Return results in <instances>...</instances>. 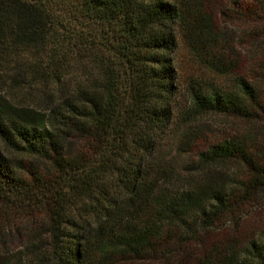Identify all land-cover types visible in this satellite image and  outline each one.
<instances>
[{"label":"trees","instance_id":"obj_1","mask_svg":"<svg viewBox=\"0 0 264 264\" xmlns=\"http://www.w3.org/2000/svg\"><path fill=\"white\" fill-rule=\"evenodd\" d=\"M204 1L0 0V81L46 102L0 98V264H264V226L215 239L264 204V0H233L243 66ZM176 27L232 74L179 113ZM210 112L246 126L182 159Z\"/></svg>","mask_w":264,"mask_h":264},{"label":"rangeland","instance_id":"obj_2","mask_svg":"<svg viewBox=\"0 0 264 264\" xmlns=\"http://www.w3.org/2000/svg\"><path fill=\"white\" fill-rule=\"evenodd\" d=\"M233 0H205V17L214 25V28L229 38V44L233 49L230 50V56L232 58H238L241 63L240 66L246 63V58L251 55V50L247 46L246 42H241L243 34L251 32L250 19L241 16V13L233 10ZM177 30V27H176ZM179 36V46L174 54V63L177 67V92L175 94L174 105L175 110L179 113L188 104V91L187 84L192 81L201 82L204 84H215L223 88H229L232 86V74L227 73L223 75L214 74L208 69L204 68L197 60L194 59L189 52L185 44V30H177ZM24 92V91H23ZM17 95L9 85L0 81V98L12 97L17 101L31 104H45L46 102L40 101L38 90L32 89V94L27 97ZM179 115V114H178ZM246 126L245 121L230 115L220 113H205L195 123L191 124L194 140L190 145H187L189 151L182 155V159L192 155L194 152L206 147L207 145L229 137L233 134H238L243 127ZM180 126H178L179 128ZM181 129V127H180ZM172 134L169 133L167 137L162 141V147L166 150H172L171 143ZM41 162V161H40ZM44 162V161H42ZM42 164V163H41ZM264 226V204L254 208L249 215H247L238 230H229L227 234L223 233L222 228L217 229L216 238H221L227 235V238L242 240L249 237L253 232L256 233ZM29 226L26 222H20L17 228L20 231H26ZM12 229H15L14 227ZM228 229V228H227ZM217 240V239H216ZM16 252L13 254L22 255L27 254L26 247H15Z\"/></svg>","mask_w":264,"mask_h":264}]
</instances>
